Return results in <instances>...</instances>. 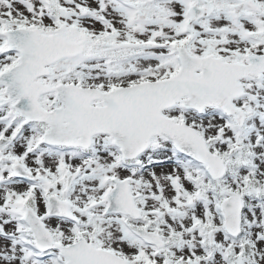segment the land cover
Listing matches in <instances>:
<instances>
[{
  "label": "snow or ice",
  "instance_id": "obj_1",
  "mask_svg": "<svg viewBox=\"0 0 264 264\" xmlns=\"http://www.w3.org/2000/svg\"><path fill=\"white\" fill-rule=\"evenodd\" d=\"M0 264H264V0H0Z\"/></svg>",
  "mask_w": 264,
  "mask_h": 264
}]
</instances>
